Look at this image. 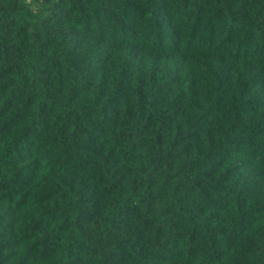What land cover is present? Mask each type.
I'll list each match as a JSON object with an SVG mask.
<instances>
[{"label":"trees","instance_id":"1","mask_svg":"<svg viewBox=\"0 0 264 264\" xmlns=\"http://www.w3.org/2000/svg\"><path fill=\"white\" fill-rule=\"evenodd\" d=\"M0 264H264V0H0Z\"/></svg>","mask_w":264,"mask_h":264}]
</instances>
